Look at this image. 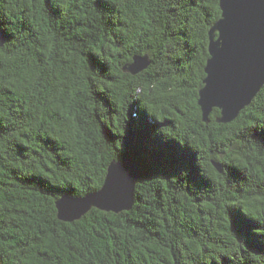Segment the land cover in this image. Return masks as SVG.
Wrapping results in <instances>:
<instances>
[{
    "label": "trees",
    "instance_id": "16d2710c",
    "mask_svg": "<svg viewBox=\"0 0 264 264\" xmlns=\"http://www.w3.org/2000/svg\"><path fill=\"white\" fill-rule=\"evenodd\" d=\"M219 0H0V264H264V87L203 120ZM149 66L126 70L134 56ZM135 201L65 221L113 160Z\"/></svg>",
    "mask_w": 264,
    "mask_h": 264
},
{
    "label": "water",
    "instance_id": "95a60500",
    "mask_svg": "<svg viewBox=\"0 0 264 264\" xmlns=\"http://www.w3.org/2000/svg\"><path fill=\"white\" fill-rule=\"evenodd\" d=\"M219 3L222 15L209 30L210 57L198 104L204 121H209L213 109L218 108V121L229 123L264 87V0H219ZM5 41L0 28V47ZM149 64L147 56L136 55L126 70L137 74ZM141 175L137 160L130 157L113 160L98 190L85 196L65 195L56 202L59 218L74 221L94 207L114 213L130 210Z\"/></svg>",
    "mask_w": 264,
    "mask_h": 264
}]
</instances>
